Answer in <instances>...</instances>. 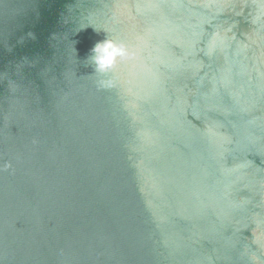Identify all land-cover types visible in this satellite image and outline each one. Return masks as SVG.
<instances>
[{"label": "water", "instance_id": "water-1", "mask_svg": "<svg viewBox=\"0 0 264 264\" xmlns=\"http://www.w3.org/2000/svg\"><path fill=\"white\" fill-rule=\"evenodd\" d=\"M0 264H264V0H0Z\"/></svg>", "mask_w": 264, "mask_h": 264}, {"label": "clouds", "instance_id": "clouds-1", "mask_svg": "<svg viewBox=\"0 0 264 264\" xmlns=\"http://www.w3.org/2000/svg\"><path fill=\"white\" fill-rule=\"evenodd\" d=\"M94 31L99 33L96 29ZM124 55L125 50L123 46L105 36L103 41L97 42L92 47L90 54L85 60H91L95 72L106 73L114 65L115 61ZM85 66L88 67V65Z\"/></svg>", "mask_w": 264, "mask_h": 264}]
</instances>
